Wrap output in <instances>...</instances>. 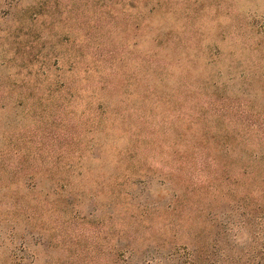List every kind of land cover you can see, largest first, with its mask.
Returning a JSON list of instances; mask_svg holds the SVG:
<instances>
[{
	"label": "rangeland",
	"instance_id": "obj_1",
	"mask_svg": "<svg viewBox=\"0 0 264 264\" xmlns=\"http://www.w3.org/2000/svg\"><path fill=\"white\" fill-rule=\"evenodd\" d=\"M0 264H264V0H0Z\"/></svg>",
	"mask_w": 264,
	"mask_h": 264
}]
</instances>
